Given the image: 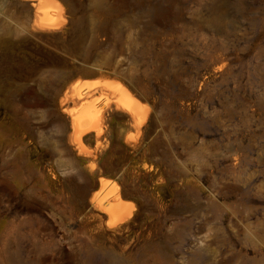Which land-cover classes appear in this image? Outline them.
I'll list each match as a JSON object with an SVG mask.
<instances>
[{
    "label": "rangeland",
    "instance_id": "1",
    "mask_svg": "<svg viewBox=\"0 0 264 264\" xmlns=\"http://www.w3.org/2000/svg\"><path fill=\"white\" fill-rule=\"evenodd\" d=\"M58 1L45 28L0 0V264H264V0ZM98 78L149 113L107 107L83 153L65 95Z\"/></svg>",
    "mask_w": 264,
    "mask_h": 264
},
{
    "label": "bare ground",
    "instance_id": "2",
    "mask_svg": "<svg viewBox=\"0 0 264 264\" xmlns=\"http://www.w3.org/2000/svg\"><path fill=\"white\" fill-rule=\"evenodd\" d=\"M37 1L33 17L36 26H44L45 28L50 26L59 27L58 25L63 20L65 21L63 6L58 0ZM97 88H100L104 92L103 102H89L88 97ZM67 99L73 105L68 109V113L71 116V131H69L70 134L68 135L77 146L79 152L83 153L87 152L83 140L86 135L94 132V138L99 139L101 136L104 130L102 121H105L108 114L107 107L114 105L117 109L128 112L134 121L133 126L138 130L142 129L148 118L149 108L147 102L146 104L143 103L126 84L118 79L110 81L100 78L77 80L73 83L70 93L65 95V101ZM126 194L128 193L122 192L117 186L108 189L106 183L100 180L99 188L92 193V201L110 219L119 223L122 221V214L125 210L122 200Z\"/></svg>",
    "mask_w": 264,
    "mask_h": 264
}]
</instances>
